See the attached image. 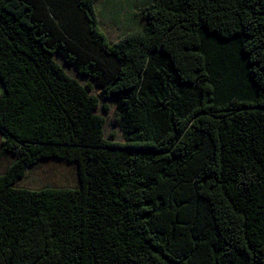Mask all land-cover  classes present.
<instances>
[{"label": "trees", "instance_id": "obj_1", "mask_svg": "<svg viewBox=\"0 0 264 264\" xmlns=\"http://www.w3.org/2000/svg\"><path fill=\"white\" fill-rule=\"evenodd\" d=\"M97 2L0 0V264H264V0Z\"/></svg>", "mask_w": 264, "mask_h": 264}, {"label": "rangeland", "instance_id": "obj_2", "mask_svg": "<svg viewBox=\"0 0 264 264\" xmlns=\"http://www.w3.org/2000/svg\"><path fill=\"white\" fill-rule=\"evenodd\" d=\"M149 0H98L96 3V12L99 17V25L109 41H116L122 35L136 31L142 26V21L138 16V8L149 5ZM71 76L85 82L83 78L68 68ZM110 112L105 115L107 118L105 124V137L110 140L122 141L121 134L113 120V105ZM62 161H43L38 169L32 170L30 176L19 182L18 186L27 189H38L47 184L63 185L58 188H72L75 185V173L70 167L62 166ZM71 185V186H67Z\"/></svg>", "mask_w": 264, "mask_h": 264}]
</instances>
